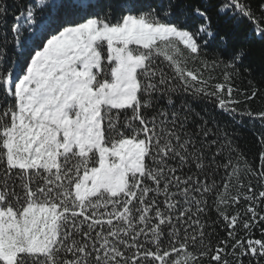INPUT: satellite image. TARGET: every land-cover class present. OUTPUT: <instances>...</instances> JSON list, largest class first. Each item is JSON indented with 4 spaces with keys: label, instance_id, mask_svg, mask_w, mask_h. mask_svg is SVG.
Returning <instances> with one entry per match:
<instances>
[{
    "label": "snow or ice",
    "instance_id": "6c2138e0",
    "mask_svg": "<svg viewBox=\"0 0 264 264\" xmlns=\"http://www.w3.org/2000/svg\"><path fill=\"white\" fill-rule=\"evenodd\" d=\"M11 2L9 25L0 0V264H260L264 239L239 232L264 226V135L253 167L175 97L264 121L236 107L233 85L252 70L211 15L250 22L264 42V0L260 16L246 0Z\"/></svg>",
    "mask_w": 264,
    "mask_h": 264
},
{
    "label": "trees",
    "instance_id": "16d2710c",
    "mask_svg": "<svg viewBox=\"0 0 264 264\" xmlns=\"http://www.w3.org/2000/svg\"><path fill=\"white\" fill-rule=\"evenodd\" d=\"M204 2V0H200ZM210 4L218 2V0H208ZM250 3L253 11L257 16H260L257 10V5L260 0H246ZM9 4V12L7 15V22L10 25L12 21V15L16 11L11 0H7ZM212 27L220 35H226L231 38L232 43L238 47L243 48L247 52V56L244 61L246 68H251V74L242 73L240 78H237L234 83V88L240 91L234 92L237 99L241 100V104L236 105L240 111L251 110L253 112L264 111V42H261L257 38L250 36L252 25L248 21L239 23L236 20H232L228 16H219L212 12ZM5 31L4 26L0 25V39ZM10 38V34H9ZM205 54L208 59H211L214 54L213 48L205 49ZM189 67H193L192 63H189ZM198 66V62L196 64ZM220 69H216L213 73L214 76H219ZM208 73H205L207 75ZM252 81V83H249ZM255 87L257 89L256 96L253 99H245L246 95H250L251 91ZM243 92L245 95H241ZM178 103L187 102L191 105L195 112L200 113L206 119L209 120L210 126L216 124L220 127L223 133H227L228 137L232 140L233 144L238 150L243 153L244 157L252 164L253 167H258L260 161L258 159L261 151L260 144L258 143V137L264 135V121L258 119H252L248 116L231 115L219 110L212 102L208 100H193L190 95L178 93L175 97ZM252 183L256 184L255 179H252ZM259 186L257 185V188ZM211 203V201H210ZM214 209L210 212L211 217H215ZM218 234L223 236V231L218 230ZM239 236L245 239H264V226L258 225L257 227L249 230L247 233L244 230H240ZM229 259H235L229 257ZM245 264H249L250 257H245ZM255 264V261H252ZM260 264H264V259L260 260Z\"/></svg>",
    "mask_w": 264,
    "mask_h": 264
}]
</instances>
